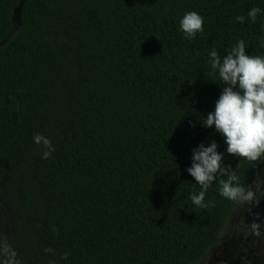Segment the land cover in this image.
<instances>
[{
	"label": "trees",
	"instance_id": "trees-1",
	"mask_svg": "<svg viewBox=\"0 0 264 264\" xmlns=\"http://www.w3.org/2000/svg\"><path fill=\"white\" fill-rule=\"evenodd\" d=\"M240 40L264 57V0H0V264H197L239 200L217 175L193 203L192 149L214 140L245 193L264 175L202 124L223 88L209 54Z\"/></svg>",
	"mask_w": 264,
	"mask_h": 264
},
{
	"label": "clouds",
	"instance_id": "clouds-1",
	"mask_svg": "<svg viewBox=\"0 0 264 264\" xmlns=\"http://www.w3.org/2000/svg\"><path fill=\"white\" fill-rule=\"evenodd\" d=\"M260 12V8L254 7L248 16L255 21ZM237 20L243 22L244 17H237ZM203 23L204 18L200 14L190 11L180 20V28L188 39H193L197 32L204 31ZM209 55L212 69L219 74V81L216 82L223 88L214 111L207 114L202 124L207 128L214 126L215 131L222 135L228 155L258 161L264 156V57L247 54L243 40L223 58L216 50ZM34 142L37 145L42 143L48 149L42 156L47 159L53 151L50 140L36 135ZM191 159L187 172L202 186L199 194L191 196L196 206L206 207L205 192L217 175L227 176V180H220L221 196L230 200H253V192L245 193L235 172L229 174L231 165L224 164V153L218 151L214 140L193 148ZM252 228L258 229V224L253 223ZM255 234L259 235V232Z\"/></svg>",
	"mask_w": 264,
	"mask_h": 264
},
{
	"label": "rangeland",
	"instance_id": "rangeland-1",
	"mask_svg": "<svg viewBox=\"0 0 264 264\" xmlns=\"http://www.w3.org/2000/svg\"><path fill=\"white\" fill-rule=\"evenodd\" d=\"M18 14L19 8H16L13 15L15 26L18 24ZM262 190H264V175L251 190L253 200L238 201L235 209L228 216L227 225L218 241L209 247L197 264H215L220 261L241 264L243 260H248L251 264H264V209L257 207L255 203L256 196ZM4 213L12 215L9 201L0 203L1 219L6 217ZM253 223L258 224V229L252 228ZM256 231L259 235L255 234ZM12 236L10 227H5L1 243L9 241ZM1 254L0 246V256Z\"/></svg>",
	"mask_w": 264,
	"mask_h": 264
}]
</instances>
